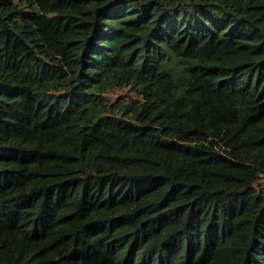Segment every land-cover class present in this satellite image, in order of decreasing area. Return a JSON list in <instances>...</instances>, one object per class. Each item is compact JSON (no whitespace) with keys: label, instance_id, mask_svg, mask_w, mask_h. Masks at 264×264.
<instances>
[{"label":"trees","instance_id":"16d2710c","mask_svg":"<svg viewBox=\"0 0 264 264\" xmlns=\"http://www.w3.org/2000/svg\"><path fill=\"white\" fill-rule=\"evenodd\" d=\"M264 0H0V264H264Z\"/></svg>","mask_w":264,"mask_h":264},{"label":"rangeland","instance_id":"374dc122","mask_svg":"<svg viewBox=\"0 0 264 264\" xmlns=\"http://www.w3.org/2000/svg\"><path fill=\"white\" fill-rule=\"evenodd\" d=\"M263 180H264V177H263Z\"/></svg>","mask_w":264,"mask_h":264}]
</instances>
